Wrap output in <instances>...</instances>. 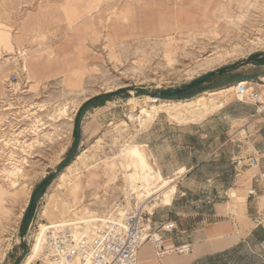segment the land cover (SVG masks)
Segmentation results:
<instances>
[{
	"label": "rangeland",
	"instance_id": "374dc122",
	"mask_svg": "<svg viewBox=\"0 0 264 264\" xmlns=\"http://www.w3.org/2000/svg\"><path fill=\"white\" fill-rule=\"evenodd\" d=\"M213 71L224 72L169 97L170 90ZM263 76L264 0H0V264H24L41 224L90 228L96 220L122 216L130 203L152 199L147 210L157 221L168 217L189 226L190 216L209 201L205 194L220 188L202 179L222 168L230 182L221 201L239 212L259 170L236 173L233 162L257 155L264 170ZM237 82H247L261 99L229 93L225 109L214 111L204 126L205 143L199 142L203 150L226 143L224 167L204 165L180 184L177 175L162 174L178 185L172 205L165 206L159 176L146 189L124 153L139 145L150 168L160 171L143 146L142 134L153 123L141 130L131 117L150 105L146 96L182 101ZM159 115L172 124L191 119ZM168 138L180 136L169 131ZM82 150L84 164L67 173ZM185 191L190 197L181 198ZM260 202L264 208V198ZM49 203L74 210L65 226L63 217L45 216ZM263 237L259 230L257 238ZM199 264H264V245Z\"/></svg>",
	"mask_w": 264,
	"mask_h": 264
},
{
	"label": "crops",
	"instance_id": "0c3cea01",
	"mask_svg": "<svg viewBox=\"0 0 264 264\" xmlns=\"http://www.w3.org/2000/svg\"><path fill=\"white\" fill-rule=\"evenodd\" d=\"M224 109L221 108V111ZM213 117L212 112L204 119L195 116L184 124H172L167 119L163 121L159 115L148 130L143 132V146L147 148L148 155L152 156L153 161L156 162L161 175H177V182L180 184L194 173L196 174L204 165L224 167L222 154L226 143H217L209 150L199 147V142L203 145L207 139L204 126L211 123L210 119ZM169 131H177L180 136L179 141L168 138ZM182 136L183 139L193 140L194 143L183 142ZM183 156L187 161H182ZM229 176L228 171L222 168L216 175L202 179L205 183L219 184L220 188H213L205 194L204 198L206 197L209 201L198 206L197 212L190 216L189 226L183 225L179 219L172 220L167 217L162 221H157L158 218L154 215L150 218L149 227L152 229L161 228L168 222L175 223L177 229L173 233H162L164 247L169 249L191 244L193 247L191 255L171 254L158 260L153 245L147 242L139 251V264H199L205 260L231 257L241 247L255 244L263 246L264 237L257 238V233L259 230L264 231V226H258L256 220L263 210L260 200L263 198L264 182L258 178L253 179L251 188L256 191L257 196L248 195L245 205L237 212L235 205L229 201H221L228 197L229 191L225 188L230 182ZM176 187L178 188V185ZM180 197H190V193L181 192Z\"/></svg>",
	"mask_w": 264,
	"mask_h": 264
},
{
	"label": "built area",
	"instance_id": "2783aa9c",
	"mask_svg": "<svg viewBox=\"0 0 264 264\" xmlns=\"http://www.w3.org/2000/svg\"><path fill=\"white\" fill-rule=\"evenodd\" d=\"M233 85L236 94L249 96L257 102L261 99L258 92H250L247 82ZM233 167L236 173L246 167L258 169L259 174L254 178L264 182V171L257 155L244 159L238 157L233 162ZM249 195L257 196L254 189L250 190ZM151 200H146L140 206H132L130 203L122 216L96 220L90 228H84L83 224L50 228L43 237L40 257L25 264H139V251L147 242L153 245L158 260L171 254L191 255V244L169 249L164 247L162 233H173L177 229L175 223L168 222L157 229L149 227L150 218L154 215V212L147 210ZM256 223L264 226V208Z\"/></svg>",
	"mask_w": 264,
	"mask_h": 264
},
{
	"label": "bare ground",
	"instance_id": "6f19581e",
	"mask_svg": "<svg viewBox=\"0 0 264 264\" xmlns=\"http://www.w3.org/2000/svg\"><path fill=\"white\" fill-rule=\"evenodd\" d=\"M241 18H242V16H241ZM262 81L264 82V76L262 77ZM231 92H235L234 85L224 87L223 89H220L217 91H209V92L200 94L194 98L186 99V100H182V101H172V100L165 101V100L154 99L153 97H150V96H146L145 98H146V100L149 101L150 105L149 106H142L141 110H140V116H138V117L132 116L131 119L133 122L138 121L139 128L141 130H143V129H146L147 127H149V125L155 121V119L157 118V116L160 113L168 114L171 118L178 119V120L181 118L189 117V116H191V118H195V116H198L199 118H201V117L203 118L207 114L214 112V111L220 109L221 107H223V105H225V103L228 102L227 101V95ZM236 95L241 99L242 96H240L238 94H236ZM8 103H9V101H8ZM4 120H6V119H4ZM119 126H127V123L122 122L121 125H119ZM124 153L130 159V161L133 162L135 164V166L141 172L138 175L141 176L140 177L141 182L143 183V185L145 186L146 189H148L151 186V181L153 179H155L156 176L157 177L159 176V178L162 180V184H161V188H160L161 192H162V202L165 206L172 205V201L174 199V196L177 193L176 185L172 184L171 180L163 179V177L159 171L155 172L156 170L154 171L152 168H150L149 162H148V157H147L145 151L143 150V148L141 146L135 145V144L129 145V146H127V148H125ZM86 157H87V151L82 150L75 157V161L67 167V173L73 172L74 167L77 164H84ZM14 173H16V172L14 171ZM128 176L133 179L132 174H129ZM60 179H61V181H64L66 179V173H62L60 176ZM152 195L153 194H151V193L149 194V196H152ZM231 196H232L233 201H236L237 194L235 193V191L231 192ZM73 211L74 210H71V208H68L66 205H61V206L59 205L58 206L55 203H49L48 206L45 208L44 214L49 219H53V218H56L59 216L63 217V220L60 222V223H62L60 226H63V225L65 226L64 223L66 222L68 215L70 213H72ZM75 215L76 214H74L73 216H75ZM82 216L84 217V215H82ZM89 217H90V215H89ZM80 220L84 221V223H86L87 225L92 222V221L85 220L83 218ZM50 224H51L50 226L47 224H41L40 233L37 235L36 239H34L35 243L33 245L32 251L28 255V259L25 263L40 257V254L42 251V240H43V237L46 234L47 230H49L50 228L59 226V225H56L52 221L50 222ZM78 224H81V223H78ZM145 248L146 247H144V249ZM140 261H141V259H140Z\"/></svg>",
	"mask_w": 264,
	"mask_h": 264
},
{
	"label": "water",
	"instance_id": "95a60500",
	"mask_svg": "<svg viewBox=\"0 0 264 264\" xmlns=\"http://www.w3.org/2000/svg\"><path fill=\"white\" fill-rule=\"evenodd\" d=\"M224 71H213L209 74H207L206 76L200 78L198 81H196L195 83L193 84H190L188 86H185V87H182V88H175V89H172L170 90V94L171 95H180V94H183V93H186L196 87H200L202 85H204L207 81L215 78L217 75L223 73ZM154 99H158V100H162L164 97L161 95V94H155L152 96ZM89 107H87L86 109H88ZM77 129V128H76ZM76 129H75V133H76ZM35 197H36V193L32 196L31 200H30V203H29V208H28V212L30 213L32 207H33V204H34V201H35Z\"/></svg>",
	"mask_w": 264,
	"mask_h": 264
},
{
	"label": "flooded vegetation",
	"instance_id": "af4514ba",
	"mask_svg": "<svg viewBox=\"0 0 264 264\" xmlns=\"http://www.w3.org/2000/svg\"><path fill=\"white\" fill-rule=\"evenodd\" d=\"M197 88V87H196ZM196 88H194V89H196ZM194 89H192V90H194ZM192 90H190V91H188V92H186V93H183V94H187V93H190Z\"/></svg>",
	"mask_w": 264,
	"mask_h": 264
},
{
	"label": "trees",
	"instance_id": "16d2710c",
	"mask_svg": "<svg viewBox=\"0 0 264 264\" xmlns=\"http://www.w3.org/2000/svg\"><path fill=\"white\" fill-rule=\"evenodd\" d=\"M173 96H174V95H170L169 97L172 98ZM107 97H110V95H109V96H106V98H107Z\"/></svg>",
	"mask_w": 264,
	"mask_h": 264
}]
</instances>
